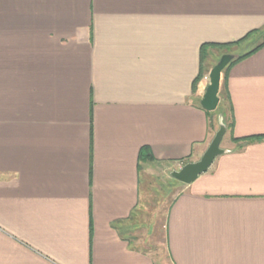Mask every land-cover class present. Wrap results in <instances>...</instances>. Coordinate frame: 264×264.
<instances>
[{"label":"crops","instance_id":"crops-1","mask_svg":"<svg viewBox=\"0 0 264 264\" xmlns=\"http://www.w3.org/2000/svg\"><path fill=\"white\" fill-rule=\"evenodd\" d=\"M253 30L264 0H0V264H161L157 236L167 264H264V45L221 77L225 151L138 219L218 128L201 45Z\"/></svg>","mask_w":264,"mask_h":264},{"label":"water","instance_id":"water-1","mask_svg":"<svg viewBox=\"0 0 264 264\" xmlns=\"http://www.w3.org/2000/svg\"><path fill=\"white\" fill-rule=\"evenodd\" d=\"M233 54H222L215 64L211 67L204 93L199 101L200 106L206 111H215L219 104V87L223 69L234 58ZM218 128L215 131L210 143L202 153L201 157L192 162H187L179 169L172 170L170 176L175 180L184 183H192L201 173L205 172L212 164L213 160L225 150L220 147L223 135L226 131V124L222 112L217 114Z\"/></svg>","mask_w":264,"mask_h":264},{"label":"rangeland","instance_id":"rangeland-1","mask_svg":"<svg viewBox=\"0 0 264 264\" xmlns=\"http://www.w3.org/2000/svg\"><path fill=\"white\" fill-rule=\"evenodd\" d=\"M264 37V31H261L257 35L252 36L249 41H247L244 44H241L234 48L233 50H230L229 54H233L234 56L238 55L239 53L246 51L256 45L261 39ZM217 53V55H214V53ZM225 53V50L221 51H211V55L209 60H207V66L211 67L215 64V62L218 60V58ZM207 72V71H205ZM204 72L205 75H207ZM204 75V76H205ZM209 80H206V83H208ZM205 83V81L203 82ZM205 83V84H206ZM221 106V104H218V107ZM217 107V108H218ZM218 110V109H216ZM220 111H217V114ZM179 182L172 178L170 176V172L165 171L160 175L156 176L154 179V193L151 195L152 197L149 198V201L147 202V207L144 209L140 215H138V219L140 225H147L150 221L152 224H159L162 223L164 220V215L166 213L167 205L172 197L173 194L178 190L176 187V184ZM152 250L154 253V256L161 264H167V255L165 251V246L162 243V237L159 238L157 236L152 241Z\"/></svg>","mask_w":264,"mask_h":264},{"label":"trees","instance_id":"trees-1","mask_svg":"<svg viewBox=\"0 0 264 264\" xmlns=\"http://www.w3.org/2000/svg\"><path fill=\"white\" fill-rule=\"evenodd\" d=\"M258 34V30H253L251 32H249L248 34H246L245 36H243L242 38L234 41V42H230V43H219V44H210V43H206V44H203L201 45L200 47V58H201V73L204 72L206 69V64H207V60H209L210 58V53L211 51H221V50H225V53H229L230 50H233L234 48H236L237 46L241 45V44H244L246 43L247 41H249L251 39V37L254 35H257ZM262 45H264V38L261 39V41H259L256 45H254L253 47H251L250 49L246 50V51H243L241 53H239L238 55H236L229 63L228 65L223 69L222 71V75H224L228 68L236 63L237 61H240L242 60L243 58L249 56L250 54L254 53L256 50H258ZM210 68V67H209ZM207 71V70H206ZM200 73V74H201ZM221 75V77H222ZM221 103V102H220ZM218 110H215V111H212V112H209L207 111L208 113H211V114H216L217 111H222V105L219 106L217 108ZM223 117H224V122H225V113L223 112ZM148 156V148H142L140 150V153H139V158L140 160L141 159H145L144 157Z\"/></svg>","mask_w":264,"mask_h":264},{"label":"built area","instance_id":"built-area-1","mask_svg":"<svg viewBox=\"0 0 264 264\" xmlns=\"http://www.w3.org/2000/svg\"><path fill=\"white\" fill-rule=\"evenodd\" d=\"M209 80V77H208V74L207 75H205L204 77H203V81H205V83H206V80ZM207 84V83H206Z\"/></svg>","mask_w":264,"mask_h":264}]
</instances>
